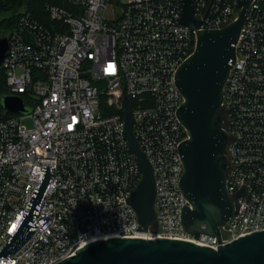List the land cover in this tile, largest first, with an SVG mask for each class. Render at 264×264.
Here are the masks:
<instances>
[{
	"label": "built area",
	"instance_id": "2783aa9c",
	"mask_svg": "<svg viewBox=\"0 0 264 264\" xmlns=\"http://www.w3.org/2000/svg\"><path fill=\"white\" fill-rule=\"evenodd\" d=\"M238 0H193L197 29L236 18ZM49 23L15 9L1 94L31 102L28 113L0 107V251L19 228L48 172L32 232L0 264H56L108 237L169 238L217 249L264 230V0H252L223 87L226 188L238 191L219 238L184 230L188 204L178 152L186 138L176 110L175 72L195 46L181 0H47ZM0 94V95H1ZM131 130L152 167L157 225L142 230L128 198L141 178L124 137ZM30 118L31 127L21 123Z\"/></svg>",
	"mask_w": 264,
	"mask_h": 264
},
{
	"label": "water",
	"instance_id": "95a60500",
	"mask_svg": "<svg viewBox=\"0 0 264 264\" xmlns=\"http://www.w3.org/2000/svg\"><path fill=\"white\" fill-rule=\"evenodd\" d=\"M252 0H238L236 18L219 29H197L193 0H181V21L195 33V46L175 72V85L183 101L176 115L186 138L178 152L183 165L180 189L188 204L181 213L184 230L219 238L218 226L234 212L238 191L230 196L226 188V143L221 109L223 87L235 61V46ZM7 31L0 32V63L8 53ZM26 104H31L27 109ZM2 113L32 110L16 95H0ZM124 137L134 154L141 178L128 198L142 230L157 225L153 207L155 187L151 164L132 133L130 102L124 98ZM48 172L31 199L19 228L0 251H16L32 232V219L43 198ZM56 264H264V230L238 237L217 249L181 239L108 237L84 244L75 254Z\"/></svg>",
	"mask_w": 264,
	"mask_h": 264
},
{
	"label": "trees",
	"instance_id": "16d2710c",
	"mask_svg": "<svg viewBox=\"0 0 264 264\" xmlns=\"http://www.w3.org/2000/svg\"><path fill=\"white\" fill-rule=\"evenodd\" d=\"M47 0H0V15L8 14L0 19V32L9 29L14 21L15 9L24 5L33 17L45 24L49 23L44 6ZM4 91V78L0 70V94Z\"/></svg>",
	"mask_w": 264,
	"mask_h": 264
},
{
	"label": "rangeland",
	"instance_id": "374dc122",
	"mask_svg": "<svg viewBox=\"0 0 264 264\" xmlns=\"http://www.w3.org/2000/svg\"><path fill=\"white\" fill-rule=\"evenodd\" d=\"M8 16V14H1L0 15V19H2L3 17H7ZM26 107H27V109H30L31 108V104H26ZM21 123L23 124V125H25L26 127H31V125H32V121H31V119L30 118H22L21 119Z\"/></svg>",
	"mask_w": 264,
	"mask_h": 264
}]
</instances>
